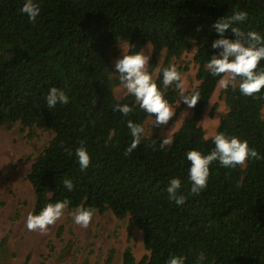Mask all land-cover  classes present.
I'll return each mask as SVG.
<instances>
[{
  "label": "trees",
  "instance_id": "trees-1",
  "mask_svg": "<svg viewBox=\"0 0 264 264\" xmlns=\"http://www.w3.org/2000/svg\"><path fill=\"white\" fill-rule=\"evenodd\" d=\"M25 2L0 0V128L20 124L54 133L28 175L34 213L69 199L70 211L83 206L129 218L128 232L143 233L149 255L137 263L127 249L122 264H166L178 255L185 264H264V161L249 160L236 169L215 162L208 187L192 195L186 158L191 150L207 154L214 148L198 125L220 79L206 68L220 51L212 47L221 38L213 25L236 10L247 11L248 19L233 26L264 36V0H34L41 8L36 22L21 13ZM225 37L235 39L230 29ZM117 43L127 44L128 54L150 45L152 73L166 52L156 76L161 89L163 68L196 50L200 84L193 92L201 99L164 150L153 135L124 155L132 140L127 121L143 124L148 114L138 105L127 118L113 110L135 104L130 94L122 99L114 94L120 84L112 77ZM52 87L63 89L70 102L50 109L46 96ZM164 92L174 105L179 91L173 86ZM224 97L229 111L218 134L246 139L264 155V89L261 99L242 95L238 86L224 90ZM81 141L91 156L85 170L64 151L75 152ZM66 178L73 181L71 191ZM172 178L182 181L184 205L168 198ZM8 248V240H0V264H10Z\"/></svg>",
  "mask_w": 264,
  "mask_h": 264
},
{
  "label": "clouds",
  "instance_id": "clouds-1",
  "mask_svg": "<svg viewBox=\"0 0 264 264\" xmlns=\"http://www.w3.org/2000/svg\"><path fill=\"white\" fill-rule=\"evenodd\" d=\"M21 13L26 14L31 22H36L41 13V8L34 0H26ZM248 19L247 11L236 10L230 17H222L213 27L220 35V39L213 42V49H220L219 53L212 55L206 64V68L211 75L220 77L218 86L223 90L231 88L233 91L239 87L242 95L261 99V92L264 89V67H260L264 60V36L256 31H242L234 24H239ZM230 29L235 39L225 37V33ZM124 56L119 59L115 68L119 73L120 88L134 97L135 104H117L114 111L120 112L124 117L134 113L135 105L152 117L153 126L160 127L167 125L176 115L169 101L165 98L164 90L173 87L179 91L183 103L189 108H194L201 99L199 92L187 93L185 79L175 64L165 67L162 70L163 89L158 85L155 78L161 72L158 65L155 73L149 71L150 55H145L143 51L128 54L124 49ZM119 90V89H118ZM70 102L69 96L63 89L52 87L46 96V103L50 109L57 104L67 105ZM155 116V119H153ZM199 125V124H198ZM197 125V126H198ZM132 137L130 145L124 155L130 156L135 149L142 143L146 132L143 124L134 123L131 119L127 121ZM171 131L160 142L159 149L164 150L169 147L173 140ZM207 139V137H206ZM214 148L207 154L199 150L187 152L186 158L191 162L189 168V180L191 183V194L199 195L208 187L211 166L215 162L225 168L236 169L246 167L249 160L264 161V155L260 154L255 148L250 147L249 142L235 135L219 133L213 138ZM65 153L71 158H77L82 170L87 169L91 163V156L80 142V146L75 149L64 148ZM64 186L71 191L74 188L73 181L64 179ZM182 181L180 178H172L166 191L168 198L175 201L177 205H184L187 197L181 193ZM71 201L64 199L55 203H47L39 214L29 213L26 219V227L30 232H37L46 235L50 227L60 221L68 210ZM94 208H84L78 206L70 213L74 223L87 229L95 216ZM203 260V257H200ZM166 264H185L183 256L170 257ZM199 264V262H198Z\"/></svg>",
  "mask_w": 264,
  "mask_h": 264
},
{
  "label": "rangeland",
  "instance_id": "rangeland-1",
  "mask_svg": "<svg viewBox=\"0 0 264 264\" xmlns=\"http://www.w3.org/2000/svg\"><path fill=\"white\" fill-rule=\"evenodd\" d=\"M116 56L112 58V77H119L115 64L124 56L128 45L117 43ZM152 58V47L143 50ZM196 50L185 52L180 58L172 59L185 79L187 93H193L200 84L197 79L198 67L194 63ZM166 52L159 59V66L165 59ZM157 74L155 75L156 78ZM119 89V90H118ZM117 99L127 96L126 91L115 86ZM182 98L171 105L176 115L164 126L152 128V117L145 123L146 135L159 136L162 140L171 131L172 139L182 126V122L192 115L193 108L185 104ZM214 113L212 114V112ZM224 90L217 86L209 105L199 121L207 138L218 134L220 122L228 113ZM264 118V107L262 110ZM155 119V116H153ZM51 130L22 128L16 124L12 129L0 128V240L7 239L10 264H122L123 254L130 249L140 263L149 255L144 247L143 233L139 229L129 230V218L118 219L111 211L103 214L95 212L92 224L84 229L74 223L68 209L64 217L50 227L46 235L30 232L26 227L29 213H34L35 193L28 181V175L36 158L53 139Z\"/></svg>",
  "mask_w": 264,
  "mask_h": 264
}]
</instances>
